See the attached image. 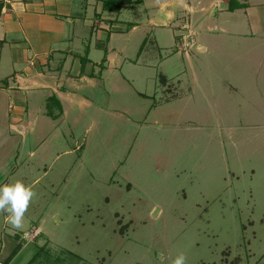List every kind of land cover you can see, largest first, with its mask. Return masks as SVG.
<instances>
[{"label": "rangeland", "instance_id": "1", "mask_svg": "<svg viewBox=\"0 0 264 264\" xmlns=\"http://www.w3.org/2000/svg\"><path fill=\"white\" fill-rule=\"evenodd\" d=\"M161 30L85 89L93 106L49 132L46 164L21 170L37 146L15 164L0 125V185L36 193L22 229L0 215V264H264V48L202 55Z\"/></svg>", "mask_w": 264, "mask_h": 264}, {"label": "crops", "instance_id": "2", "mask_svg": "<svg viewBox=\"0 0 264 264\" xmlns=\"http://www.w3.org/2000/svg\"><path fill=\"white\" fill-rule=\"evenodd\" d=\"M106 1L0 0L1 132L16 142L15 164L28 138L37 146L23 159V171L49 161V132L71 110L93 106L85 89L113 76L124 49L136 42L162 47L161 29L181 30L176 43L191 36L202 55L209 48H264V0H120L118 10L105 9Z\"/></svg>", "mask_w": 264, "mask_h": 264}, {"label": "clouds", "instance_id": "3", "mask_svg": "<svg viewBox=\"0 0 264 264\" xmlns=\"http://www.w3.org/2000/svg\"><path fill=\"white\" fill-rule=\"evenodd\" d=\"M35 196L33 187L20 180L0 185V215L5 216V223L13 229H22L25 214ZM159 259L160 264H186L187 260L182 252L170 260L161 253Z\"/></svg>", "mask_w": 264, "mask_h": 264}, {"label": "trees", "instance_id": "4", "mask_svg": "<svg viewBox=\"0 0 264 264\" xmlns=\"http://www.w3.org/2000/svg\"><path fill=\"white\" fill-rule=\"evenodd\" d=\"M119 2V4H117ZM123 3H120V0H107L104 4V7L105 9H116L118 10L120 8V6L122 5ZM117 5V6H116ZM245 6L244 5H238V8H244ZM232 9H235V7Z\"/></svg>", "mask_w": 264, "mask_h": 264}]
</instances>
